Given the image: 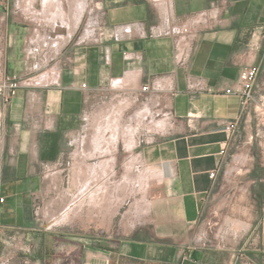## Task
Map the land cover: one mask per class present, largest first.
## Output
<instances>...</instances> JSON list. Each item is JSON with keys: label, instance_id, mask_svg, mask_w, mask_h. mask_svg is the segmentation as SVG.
<instances>
[{"label": "crops", "instance_id": "0c3cea01", "mask_svg": "<svg viewBox=\"0 0 264 264\" xmlns=\"http://www.w3.org/2000/svg\"><path fill=\"white\" fill-rule=\"evenodd\" d=\"M25 1L17 3L16 0V10L20 9L18 6L23 8ZM162 1L166 3L164 10L169 8V1L173 9L171 14L159 15L157 19L151 11L140 15L146 5L134 0L116 7L110 19H106L110 26L103 30L101 40L77 47L68 67L56 66L51 69L52 75L47 71L46 84L39 80L38 86L29 90L22 84L10 100L9 116L14 123V134L0 140V175L3 167L7 172L5 177L10 179L0 185V195L5 197L0 204V241L7 243L8 238H14L18 239L15 246L19 248L18 245L27 241L32 246L30 253L11 257L12 264L24 260L40 264L44 260L43 241L34 237L39 230L32 227L34 219L25 217L24 202L18 203L17 199L32 186L31 180L36 177L39 166L47 169L49 164L54 165L61 159L66 142L52 136L58 131L57 123L67 124V129H71L88 95L108 78L114 79L116 89L137 90L142 83H147L158 93L151 94L146 102L163 101L154 111L152 106L153 120H158L157 130L152 133L156 135L140 154L130 156L134 162L153 166L146 169L150 180L151 177L159 180L157 192L145 212L147 219L143 225L125 237L111 238L104 247L88 250L86 243L76 246L56 239L55 235L50 237L52 256L48 264H236V254L240 259L243 246L233 248L230 253L227 249L203 245L198 238L206 229L212 232L214 225L224 223L229 214L240 218L242 215L243 219L248 215L250 204L245 194L249 187L243 184V177L235 181L224 197L216 199V196L221 179L225 178L223 172L231 162L230 156L238 148L236 141L241 136V128L249 132L246 122L250 113L242 110L241 98L226 93V89H235L241 69L255 62L252 49L262 42L264 0ZM7 2L0 0V26L5 31L4 36L0 35V54L6 74L7 31L13 27L17 33L21 28L8 22ZM43 2L45 9L51 0ZM214 7L219 11L218 24L200 25L191 41H181L185 43L182 48L174 35L144 36L135 27L123 30L117 38L111 37L114 25L143 22L146 31L159 23L183 26L199 12ZM35 15L38 18H30L31 24L40 20L39 13ZM11 16L20 17L14 12ZM248 30L252 34L249 44L241 37ZM33 31L36 33L37 29ZM187 46L190 49L180 55ZM23 48L27 50L26 43ZM26 72L22 70L21 75ZM190 79L201 83L204 90H192ZM143 112L141 115L148 111ZM151 119L150 116V124ZM211 171H217L214 178L210 176ZM143 172L146 178L147 173ZM258 181L264 192V175L258 176ZM211 201L216 202L212 211L215 222L205 215ZM250 207L252 211L253 206ZM261 210L258 215L257 211L249 213L250 218L244 223L248 224L249 237H262L264 242V207ZM9 230L16 231V235L6 236ZM60 250L63 254H59ZM8 256L1 254L0 262Z\"/></svg>", "mask_w": 264, "mask_h": 264}, {"label": "rangeland", "instance_id": "374dc122", "mask_svg": "<svg viewBox=\"0 0 264 264\" xmlns=\"http://www.w3.org/2000/svg\"><path fill=\"white\" fill-rule=\"evenodd\" d=\"M6 1H8L6 5L10 12L8 22L10 24L13 23L16 27H21L18 29L17 33H14L13 27H11V30L7 31L5 51L7 75L21 80L24 85L23 88L29 90L32 87H37L39 80L40 83L46 84L45 75L47 71L52 75V68L54 69L56 66L62 68L68 67L71 64V58H74L77 47L83 46L88 42H81L85 34L84 32L88 28L92 30L96 29L93 25L96 20L99 22L104 18L109 20L111 11L117 10L115 9L116 7L127 4L129 0H51L48 10L45 11L46 14H42L44 10L43 0H26L23 8L18 6L20 9L17 10L21 13H15L17 7L16 0ZM134 1L139 5H146L144 6L146 10L144 11L141 9L140 15L145 16L147 12L151 11L156 19L159 15L167 16L168 13L171 14V10L173 9L171 8V1H169L170 6L167 10L163 8L166 3L162 0ZM1 5L2 3H0V6ZM11 12H14V15L16 14L17 17L20 15V17H18V19L15 17L13 18ZM36 12L39 13L40 20L38 23L31 24L29 21L30 18H34L35 16L38 18V15H35ZM101 13L103 15H101ZM107 26H110V24L106 23L104 27L102 26L99 28L100 30H105ZM34 29H37L36 33L33 31ZM99 36V40H101L103 35L101 36L99 34ZM30 37L33 40L28 39ZM241 37L243 41L249 44L252 34L248 30L243 33ZM30 42H32L31 46L29 45ZM25 43L27 44V50L23 48ZM89 43L91 42L87 44ZM249 49L250 46H248L247 53ZM252 51L255 57V63L259 66V72L256 85L252 91L253 99L248 101L245 108V111L250 113V119L246 122L249 132L246 133L245 129L241 128V136L237 138L236 141L238 148L233 151L235 152L233 155L236 156V159L235 161H231L229 166L225 168L227 174L224 176L225 178L221 179V185L219 186L217 191L218 195L216 196V199L224 197L225 193L234 186L235 181H238L237 179L239 177H243V184L247 183L245 187L248 186L249 190L245 194L247 197L246 200L247 203L253 206V210L250 211L251 207L248 205L247 219H243L244 216L242 215L240 218L239 216L236 217L232 214H226L228 217H226L225 221L228 224L230 223V228L235 226V229L248 227L247 225L244 226L243 221L247 222L248 218H250L249 213L252 212L254 214V211H257L256 215H258L262 211L261 208L264 207V192L261 191V183L258 181V176L264 175V31L262 42L259 43L257 48L254 49L253 47ZM103 56L105 62L107 60L105 58V50ZM26 68H28V70ZM22 70H26V74L21 75ZM113 82L114 79L108 78L88 95L83 104L82 113L74 126L70 127L71 129H67V124L57 123L58 131L52 136L61 138L66 142V145L64 144L62 147L63 155L61 159L57 163H54V165L49 164L47 169H43L39 166V170L35 171L36 177L31 180L32 183L30 184L32 186L30 188L28 187V190H30L24 192L20 195L19 199H17L18 203L24 202L25 217L34 219L33 221L35 223L32 227L39 230L34 237H39L40 240L43 241L41 253L44 254V260L41 261L42 263L40 264H48L49 257L52 256L50 255L52 254V247L48 239L54 235V237H57L56 239L62 240V242L66 240L69 242L68 244L74 243L76 246H81L86 243L88 250L89 248L96 250L108 245L111 238H121L132 234L138 227L143 225L144 221L147 219V214L145 215V212L152 197L157 192L159 180L156 177H151V180L149 179L146 167H153L152 165L135 161L134 164L132 163L133 167L129 170L126 161L130 156L140 154L142 148L151 140V137L156 135L152 133H154L153 131L157 128L156 122L158 120H153L152 106L154 111L162 106L163 101L158 100L160 104L157 103L158 101L153 104L151 102H146L145 99L151 94L158 93L152 90L147 83H142L139 89L132 90L116 89ZM144 86H148V89L143 90ZM127 98L131 100L132 104L129 108L122 110L123 112L118 120L120 121L118 126L123 127L126 125L134 128L135 139L138 141L134 147L127 148L123 141L124 136L120 135L117 138V151L114 153L115 174H113L114 176L111 178V181L114 183L112 185L116 187L119 185L120 181L126 177L125 185H127L125 189L122 190L124 196L121 194V201L114 212L112 208H115L113 205L118 204L116 197L118 196V190L113 187L115 193L113 192V197L109 203L112 207L111 213L113 212V214L105 225H99L98 223L87 221L83 211L75 214L69 208L74 198L73 196L76 194L75 188L70 182L69 174L73 162L72 154L76 149L82 150V141L90 133L92 126V120L89 118L91 115L90 112L92 113L94 109H96V106L104 104L105 102L108 104L113 101L116 102L117 100H125ZM9 104L10 102L5 108L4 127L2 131L5 139H9V137L14 134V123L11 122L12 120L9 116ZM0 106L2 107L1 104ZM145 110L148 112L140 115ZM150 116L152 118L151 124L148 122ZM155 116H157V114H155L154 117ZM106 157L109 156H105L104 158ZM102 158L103 157L96 156L94 160L90 161L96 163ZM126 168L128 170H126ZM155 169L159 171L156 167ZM143 170L147 173V181L143 178ZM53 171L60 172L61 180L58 189L63 193V197H65L64 201H69L64 202L65 204L63 203L65 210H61L54 206L50 207L49 205L51 198L56 196L54 191L47 194L48 175L53 173ZM5 173L7 172L2 167L0 185L10 180L7 175L5 177ZM142 180L147 182L145 186ZM20 199L22 201H20ZM215 201L208 203L205 212L207 218L214 222L215 218L212 211L214 210V206H216ZM36 206L38 207V212L35 211ZM225 210L226 208H224V212ZM223 215L220 216L221 219ZM108 216L110 215H107V218ZM237 218L242 221L236 222L235 219ZM222 223L214 225L215 229L213 228L212 232L209 231V228L204 231L207 237H203L204 240L201 242L203 245L227 249L230 253L233 252V248L243 246L240 259H237V254L235 255L236 264H264V245H262L264 242L262 237H255L254 235L249 237V228L246 233L247 237H230L229 234H234V232L229 228H227L226 233H219L217 237H214L219 227H221V229L225 228L223 225L224 223ZM15 235L16 231L14 230L6 231V236L8 237H14ZM8 241L7 243L2 240L0 241V255L9 254L8 257L14 258L18 255L24 256L26 253H30L32 246L29 241H22V245H18L21 248L15 246L18 239L8 238ZM59 254H63V251L60 250Z\"/></svg>", "mask_w": 264, "mask_h": 264}, {"label": "bare ground", "instance_id": "6f19581e", "mask_svg": "<svg viewBox=\"0 0 264 264\" xmlns=\"http://www.w3.org/2000/svg\"><path fill=\"white\" fill-rule=\"evenodd\" d=\"M22 1L23 0H17V3H21ZM47 5L48 3H46V6ZM47 8L48 7H45L44 10L47 11ZM45 11L44 14H46ZM95 31L96 29H91L87 32V34L85 33L87 35V38H94ZM86 35L84 38H86ZM184 45L185 43L182 42L180 47L182 48L184 47ZM189 49L190 46H187L180 55H184ZM131 104V100L127 98L125 100H117L116 102L113 101L108 104L105 102L104 104L96 106V109H94L92 113L90 112L91 115L89 118H91L90 120H92V126L91 129L89 128V135H87V137H85V139L82 141L83 148L82 150L76 149V151H74V153L72 154L73 162L69 174L70 182L74 186L76 194L75 196H73L74 198L72 199V203L69 208L75 214L83 211L85 213L84 217L89 222H95L99 225H105L108 219L112 216L114 210L117 209L122 195L124 194L122 190H124L127 185H125L126 177H123L124 179L120 181L119 185L116 184V187L112 185L114 183H112L111 178L114 176L113 174H115L114 153H116L117 151L118 136H124L123 141L125 142L127 148L134 147L138 141H136L135 139L134 128L126 125H124L123 127L118 126V123H120V121L118 120L123 112L122 110L127 109ZM96 156L103 158L96 163H90L89 160H94ZM105 156L109 157L104 158ZM132 163L134 164V161L131 157L129 158V160H127V167L129 168V170L133 167ZM126 170L128 169L126 168ZM143 178L146 179L144 177V173ZM60 180L61 179L59 171H53V173L48 175L47 194H50L49 192L51 191H54L56 193L55 197L50 196L52 197L49 203L50 207L54 206L56 208H60L61 210H65L63 203L69 201H64L65 197H63V193L58 189ZM146 181L144 180L142 182L144 186L147 184ZM113 187H115V189L117 188L118 190V196H116L118 204L113 205V207L115 208H112L109 204L111 198L113 197V194L115 193ZM111 208L113 210L112 213ZM107 215L110 216H108L107 218Z\"/></svg>", "mask_w": 264, "mask_h": 264}, {"label": "built area", "instance_id": "2783aa9c", "mask_svg": "<svg viewBox=\"0 0 264 264\" xmlns=\"http://www.w3.org/2000/svg\"><path fill=\"white\" fill-rule=\"evenodd\" d=\"M15 13H19V11L16 10ZM218 13H219L218 7H214L210 11L203 10L199 12L186 25L171 27V26L165 25L164 23H159V24L151 25L147 31L145 28V24L143 22H134V23H128V24L114 25L112 28L113 33L111 37L117 38L123 30L131 28V27H135L136 30L139 31V33L144 36L174 35L177 40L176 42L179 44L181 43L183 39L187 41H191L193 37L195 36V32L197 28L200 25L214 26L218 24V21H219L217 19ZM101 15L103 14L101 13ZM93 25L96 27L95 37L94 38H82V41H81L82 43H85L86 41L88 42L89 41L91 42L99 41V37H100L99 34L101 36L103 35V30H100L99 27H102V26L104 27L106 25V19L104 18L100 22L96 20ZM4 33H5L4 29H2L0 26V35L4 36ZM0 51H1V48H0ZM179 60H181V56ZM3 62L4 60L0 54V104L2 105V107L0 106V140L3 138L2 131L4 127V115H5L6 105L10 102L12 97L16 94L17 89L20 88L22 85L21 80H17L13 77H10L5 73ZM258 72H259V66L255 62H252L244 66L239 73L237 87L233 90L226 89V93H233L241 98L243 111H245L246 104L248 103V101H251L253 99L252 91L254 89V86L256 85ZM198 83L199 82H196V80H191L189 82V87L195 91L204 90V86L201 83L199 84ZM147 89H148V86L143 87V90H147ZM235 159H236V156L231 154L230 161H235ZM216 174H217V171L210 172V176L212 178H214ZM226 174H227V170H224L223 175L225 176ZM4 201H5V197L0 195V204H2ZM37 210H38V207L36 206L35 211L38 212ZM235 220L236 222L242 221L238 218ZM229 224L225 221L223 224L225 226V228H223L224 230L221 229V227H219V229L216 230L214 237H217L219 233H222V234L226 233L227 228L232 229L234 232V234L232 233L229 234L230 237H239L240 234L241 236H244L248 231V227H245V228L242 227L239 229H235V226H233V228H230ZM244 224L248 226L246 222ZM203 237H207V234L205 232H203L198 238V241L200 243L202 242V240H204ZM0 264H12L11 257L7 258L3 262H0ZM16 264H30V263L24 260V261H19Z\"/></svg>", "mask_w": 264, "mask_h": 264}]
</instances>
